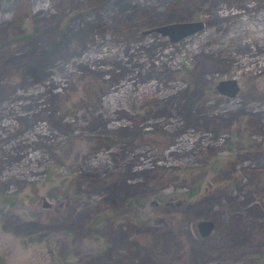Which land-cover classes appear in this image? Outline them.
Here are the masks:
<instances>
[{"label": "rangeland", "instance_id": "374dc122", "mask_svg": "<svg viewBox=\"0 0 264 264\" xmlns=\"http://www.w3.org/2000/svg\"><path fill=\"white\" fill-rule=\"evenodd\" d=\"M0 264H264V0H0Z\"/></svg>", "mask_w": 264, "mask_h": 264}, {"label": "water", "instance_id": "95a60500", "mask_svg": "<svg viewBox=\"0 0 264 264\" xmlns=\"http://www.w3.org/2000/svg\"><path fill=\"white\" fill-rule=\"evenodd\" d=\"M201 27L202 23L200 19H197L162 23L152 26L147 30H142L140 33H155L160 37H165L169 43L173 44L186 38L187 36L193 35L200 30ZM213 89L216 93L230 98L236 94L238 86L235 79L227 78L216 81ZM47 205L48 203L46 201L42 202V207H46ZM193 227L194 232L199 238H205L210 234L213 228V223L207 219H198L193 223Z\"/></svg>", "mask_w": 264, "mask_h": 264}, {"label": "trees", "instance_id": "16d2710c", "mask_svg": "<svg viewBox=\"0 0 264 264\" xmlns=\"http://www.w3.org/2000/svg\"><path fill=\"white\" fill-rule=\"evenodd\" d=\"M99 24H100V28L98 29V32H99V34H98V39L102 40V39H105V38H106L107 33H106L105 29H104V27H105L104 22H103V21H99ZM89 26H90V25H89ZM90 28H91V27H90ZM120 28H122V25H121V24H119V25H117L116 27L112 28V31H117V30L120 29ZM68 32H69V30H67V34H66V35H68ZM69 39H70L71 43H75V37H71V38H69ZM65 42H67V38H65ZM172 50H173V45L171 46V48H170L169 51L166 50V53H170ZM43 61H44V60H43V58H42V59L38 60L37 63L39 62L40 65H41ZM163 65H164V64H163ZM166 70H168V69H167V66H165V71H166ZM39 73H41L42 76H45V75H46V72H45V71H40ZM48 77H49V75H48ZM44 83H45V81L42 82V84H44Z\"/></svg>", "mask_w": 264, "mask_h": 264}, {"label": "flooded vegetation", "instance_id": "af4514ba", "mask_svg": "<svg viewBox=\"0 0 264 264\" xmlns=\"http://www.w3.org/2000/svg\"><path fill=\"white\" fill-rule=\"evenodd\" d=\"M47 207H48V206H47ZM197 220H198V219H197ZM194 222H195V221H194ZM194 222H193V223H194Z\"/></svg>", "mask_w": 264, "mask_h": 264}, {"label": "bare ground", "instance_id": "6f19581e", "mask_svg": "<svg viewBox=\"0 0 264 264\" xmlns=\"http://www.w3.org/2000/svg\"><path fill=\"white\" fill-rule=\"evenodd\" d=\"M193 36V35H192Z\"/></svg>", "mask_w": 264, "mask_h": 264}]
</instances>
